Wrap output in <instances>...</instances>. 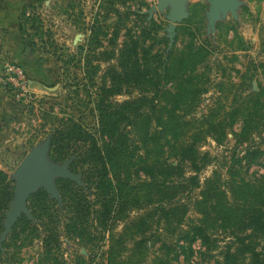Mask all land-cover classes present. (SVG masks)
Returning a JSON list of instances; mask_svg holds the SVG:
<instances>
[{
	"label": "rangeland",
	"instance_id": "obj_1",
	"mask_svg": "<svg viewBox=\"0 0 264 264\" xmlns=\"http://www.w3.org/2000/svg\"><path fill=\"white\" fill-rule=\"evenodd\" d=\"M213 3L186 0L185 15L174 23L172 34V3L159 7V0H0V202L7 201V208L0 209V264H250L246 254H229L233 251L228 252L225 245L232 236L229 229L215 230L213 237L219 244L207 246L200 238L186 239L170 232L164 223H157L155 215L151 217L154 194L146 187L143 202L147 200V204L137 206L135 191L131 190L134 199L124 205L123 213L114 212L103 226L99 219L101 205L89 189L90 182L84 183L82 168H72L74 159L85 149L84 139L74 143L68 158L56 161L49 151L47 160L59 165L67 162L68 171L81 179L83 185H77L85 187L90 195L88 232L81 235L65 231L64 223L70 220L63 198L48 205V211L57 214L53 218L57 229L48 232V217L37 216L31 207L32 195L40 189L46 191L41 184L26 201L32 216L22 213L10 230L6 226L19 186V165L29 151L52 137L59 121L80 123L82 138L92 132L98 145L103 143L102 134L95 130L99 128L96 108L102 87L122 75L123 62L133 68L137 56L129 55V48L137 39L144 68L149 67L151 72L156 65L152 60L157 58L163 75H173L174 54L188 42L194 40L199 50L197 70L193 74L187 71V75L197 77V92L178 113L189 122L184 129L189 140L186 144H196L199 155L211 159L199 172L201 184L214 171L227 174L233 154L244 156L247 148L261 152L244 162L239 177L247 182L263 177L264 0H234V9L220 10L216 19L210 17ZM125 48L128 52L124 53ZM7 62L24 67L29 102H18L4 84ZM123 84V92L111 98L115 103L137 97L131 82ZM177 86L173 78L166 83L172 93L177 92ZM182 89L187 93L186 84ZM206 121L227 125L222 144L215 134L206 131ZM245 122L251 134L237 144V134ZM189 165L185 166L188 173L192 171ZM51 178L61 193L68 178ZM137 179L133 177V185ZM9 186L10 198L5 189ZM196 191L199 188L191 189L188 184L177 198L184 200L188 195L193 199ZM195 217L192 208L182 227L186 229ZM142 218L145 224H141ZM53 233L57 237H52ZM49 234L57 241L48 244Z\"/></svg>",
	"mask_w": 264,
	"mask_h": 264
},
{
	"label": "trees",
	"instance_id": "obj_2",
	"mask_svg": "<svg viewBox=\"0 0 264 264\" xmlns=\"http://www.w3.org/2000/svg\"><path fill=\"white\" fill-rule=\"evenodd\" d=\"M140 48L139 39L129 48V55L137 56L132 70L129 62H123L122 75L113 77L109 86L104 84L102 87L96 108L99 128L95 130L102 134L103 143L98 145V139L92 132L82 138L80 123L72 119L61 120L51 137L50 155L56 161L64 160L69 157V150L75 142L86 141L85 149L74 159L72 168L74 171L82 168L84 183L89 185L90 182L89 189L93 190L101 205L99 219L103 226H107L114 212L123 213L124 205L134 199L129 191H135L137 206L147 204V200L143 202V187H146L154 194V197L150 195L155 201L151 217L155 215L156 222L164 223L173 234L178 232L186 239L200 238L207 246H217L219 240L213 237L215 230L229 229L232 236L225 242L228 252L233 250L229 254L236 257L239 253L246 254L250 264H264V175L261 179L257 178L258 182H247L239 177L244 162H250L261 151L256 149L251 152L247 148L244 156H235L234 153L232 168L227 170V174L214 171L204 185L201 184L199 172L211 159L208 155H199L196 144H186L189 140L184 129L189 122L182 120L178 113L197 92V77L187 75L188 70L192 74L197 70L199 50H196L195 41L188 42L184 49L174 54L173 75L169 72L163 75L159 71L157 58L152 60L156 65L151 72L149 67L146 70L138 57ZM125 52L128 48L124 49ZM171 78L179 84L176 93L166 88ZM125 81L131 82L137 89V97L133 101L113 102L112 96L123 92ZM182 84L187 85V93ZM206 125V131L215 134L218 143L222 144L227 125L207 121ZM250 128L245 122L237 134V144L250 136ZM188 162L192 170L189 173L185 170ZM134 176L138 178L135 185ZM65 181L61 194L70 221L64 223V229L68 233L84 235L88 232L86 224L91 214L90 195L85 187L70 179ZM188 184L191 189L199 188L193 199L188 195L184 197L187 201L177 198V193L185 191ZM5 189L10 198L12 188ZM152 198L149 200L152 201ZM55 201L44 189L32 195L33 212L37 216L48 217L45 224L50 234L57 229L53 219L57 214L49 212L48 205ZM2 208H7V201L0 202ZM192 208L197 217L184 229L182 225ZM148 216L150 218V213ZM23 218L28 220L26 216ZM144 219H141V224H145ZM246 230L249 232L245 233ZM50 234L48 237H51ZM53 236L57 237V234L53 233ZM52 237L48 244L57 241Z\"/></svg>",
	"mask_w": 264,
	"mask_h": 264
},
{
	"label": "water",
	"instance_id": "obj_3",
	"mask_svg": "<svg viewBox=\"0 0 264 264\" xmlns=\"http://www.w3.org/2000/svg\"><path fill=\"white\" fill-rule=\"evenodd\" d=\"M172 3V10L170 12V29L173 34L174 23L185 15L186 0H159V7H165L167 4ZM227 9H234V0H214L211 7L210 17L216 19L220 10L226 11ZM28 52V49H27ZM51 148V138H49L42 145L33 148L29 151L21 164L18 167L17 174L20 178L19 186L17 189L16 197L13 202V208L8 214L6 222L7 231L11 228V223L17 220L22 213L31 217V212L26 201L31 195V192L36 188L37 184L44 186L50 197L62 201V196L59 189L56 187L52 175H59L68 179L77 181L79 185H83L78 176L71 173L67 169V162L64 165L52 163L47 160V154Z\"/></svg>",
	"mask_w": 264,
	"mask_h": 264
},
{
	"label": "built area",
	"instance_id": "obj_4",
	"mask_svg": "<svg viewBox=\"0 0 264 264\" xmlns=\"http://www.w3.org/2000/svg\"><path fill=\"white\" fill-rule=\"evenodd\" d=\"M3 76L4 84L12 91L13 97L18 102L21 100L30 101L29 79L21 64L7 62Z\"/></svg>",
	"mask_w": 264,
	"mask_h": 264
}]
</instances>
